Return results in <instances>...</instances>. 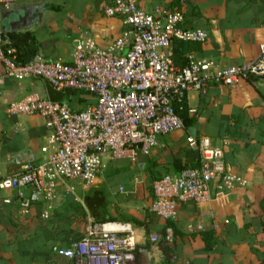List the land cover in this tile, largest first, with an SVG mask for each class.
Listing matches in <instances>:
<instances>
[{
    "label": "built area",
    "instance_id": "2783aa9c",
    "mask_svg": "<svg viewBox=\"0 0 264 264\" xmlns=\"http://www.w3.org/2000/svg\"><path fill=\"white\" fill-rule=\"evenodd\" d=\"M14 2L0 0V6L7 10ZM102 14L120 19L125 29L106 49L97 47L89 33H81L73 41L69 62L48 61L37 54L19 64L11 40L0 34L4 77L39 79L56 92H78L94 100L77 111L33 94L7 106L9 116L42 118L47 131L41 157L29 150L16 152L10 160L12 172L0 179V191L13 194L23 216L40 207V218L47 220L64 200L81 203L75 184L95 185L106 162L135 163L154 151L160 138L184 130L180 112L190 92L205 95L210 86L233 88L264 77V44L259 45L260 58L246 66L219 69L193 53L185 56L183 67L176 66L175 42L201 45L208 40L205 30L183 26L180 11L147 13L135 0H110ZM184 145L197 152V166L152 183L149 211L164 223L176 218L181 204H205L213 191L229 193L248 186L245 178L225 166L221 149L208 138L186 136ZM147 241L170 244L172 235L167 231L145 240L134 228L112 231L91 223L78 240L57 249L55 257L67 264H135V252Z\"/></svg>",
    "mask_w": 264,
    "mask_h": 264
},
{
    "label": "crops",
    "instance_id": "0c3cea01",
    "mask_svg": "<svg viewBox=\"0 0 264 264\" xmlns=\"http://www.w3.org/2000/svg\"><path fill=\"white\" fill-rule=\"evenodd\" d=\"M135 1L147 13L172 10V0ZM109 2L15 0L12 7L48 4L50 13L45 20L25 31L33 32L37 52L44 59L69 62L73 41L81 33H89L97 47L106 49L125 29L120 19L103 16V7ZM173 10L182 13L186 29L208 33V40L191 52L198 59L223 69L246 66L260 58L259 45L264 44V0H181L179 10ZM1 22L0 14V32ZM126 52L127 49L122 53ZM33 94L68 104L77 111L94 101L78 92H56L39 79L6 78L0 64V179L12 172L10 160L16 152L29 150L37 158L41 157L39 148L47 135L43 119L6 114L10 103ZM186 106L188 118L193 121L189 129L160 138L157 148L135 163H105L107 170L96 184H103L108 202L117 189L132 183V179L138 180V175L134 177L136 171L141 173L142 180L155 175L153 183L163 174L173 173L174 159L181 166H197L198 154L186 148V136L208 138L212 146L221 149L225 166L245 178L248 186L229 193L213 191L205 204H181L176 218L167 223L155 218L156 222H151L141 210H129L122 203L120 209L124 215L145 220L152 230L162 229L164 234L169 231L174 241L175 257L165 259L164 256V246L169 250L172 242L160 241L148 248L145 242L134 254L135 264H264V77L253 83L242 81L233 88L210 86L205 95L190 92ZM84 193L80 196L82 205ZM136 197L137 205L149 209L152 197L145 192ZM7 198L10 203L4 204ZM57 212L60 218L64 216L62 221L41 219L40 207L23 216L13 194L0 191V264H67L55 257V251L78 240L92 222L88 215L70 217L72 214L66 208ZM105 226L112 231L134 228L145 240L149 239L143 228L129 223H106ZM206 231L213 232L209 251L205 250L201 238V233Z\"/></svg>",
    "mask_w": 264,
    "mask_h": 264
},
{
    "label": "trees",
    "instance_id": "16d2710c",
    "mask_svg": "<svg viewBox=\"0 0 264 264\" xmlns=\"http://www.w3.org/2000/svg\"><path fill=\"white\" fill-rule=\"evenodd\" d=\"M180 2L181 0H172L171 2L172 10L173 9L179 10ZM0 34L3 36H7L11 40L12 46L16 49V58L19 64H24L30 61L35 55L38 54L36 41L34 40L33 32L21 31V32H14V33L7 34V35L4 34L3 32H0ZM198 49H199L198 44L188 43V42H176L173 48L174 64L178 67H183L186 63L185 56L188 53L197 51ZM253 81H254V78H250L248 82L252 83ZM187 110L188 108L185 102V104H183V110L180 112V117L183 120L185 129H189L193 122L192 120H190V118H188ZM172 165H173V174H177L184 168L189 167L186 165L181 166L178 160H173ZM179 166H181V168H179ZM108 175L110 176V174ZM163 175H167V174H163ZM82 203L83 205L71 199L64 200V202L59 206V208H57V210L61 208L69 209L70 213L72 214V216L70 217L77 216V217L84 218L88 215L92 224L102 225L106 223H115V222H127V223L131 222L133 223L132 225L137 228H144L143 224H140L138 220L132 217H128L120 213L118 210L114 211V216L109 214L108 208L110 204L106 198V193H105L104 186L102 183L91 186L84 193L83 198H82ZM57 210L47 220L57 218V221H60V220L62 221L64 219V216H63V219L60 218V214H58ZM201 238L205 245V250L209 251L210 245H211L210 243L213 239V232L211 231L203 232L201 233ZM147 243L148 241L146 242L145 248H147ZM164 250H166L164 254L165 259L166 258L171 259L175 257L176 255H175L174 241L172 242L171 249L168 250V248L164 246Z\"/></svg>",
    "mask_w": 264,
    "mask_h": 264
},
{
    "label": "rangeland",
    "instance_id": "374dc122",
    "mask_svg": "<svg viewBox=\"0 0 264 264\" xmlns=\"http://www.w3.org/2000/svg\"><path fill=\"white\" fill-rule=\"evenodd\" d=\"M176 160V159H174ZM173 162V160H172ZM110 168V167H109ZM179 168H181V166H179ZM104 170H107V167L104 168ZM112 170V169H111ZM138 175V183H135L133 181V179L131 180V182H129V184L127 185H123V192H120L119 189H117L115 195H113L110 203V208L109 211L111 212V215L114 216V211L115 210H120L119 212H121L122 214H126L123 210L120 209V205L122 203H126L127 204V208L129 210L132 211H136V210H141L144 213V216H146L147 218H149V220H153L155 221V217L150 213L149 209H147L146 207H144L143 205H137V195L142 194L143 192L148 194V197H152V181L156 178L155 175H148V178H144L142 180L141 178V173L139 172H135L134 177ZM75 189H76V194L77 196H81V194H83L84 192H86L89 187L86 188H82L81 186H79L78 184H75ZM81 198V197H80ZM143 206V207H142ZM127 216V215H126ZM155 218V219H154ZM140 224H143L144 226V230L146 233V237L150 238L151 235H163V230L159 229L157 231L152 230L150 227L146 226L145 220H139ZM152 222V221H151ZM150 222V223H151ZM122 223H127V222H122ZM149 223V224H150ZM129 224H133L131 222H129ZM141 227V226H140ZM148 240V239H147ZM150 246V242L147 243V248Z\"/></svg>",
    "mask_w": 264,
    "mask_h": 264
},
{
    "label": "water",
    "instance_id": "95a60500",
    "mask_svg": "<svg viewBox=\"0 0 264 264\" xmlns=\"http://www.w3.org/2000/svg\"><path fill=\"white\" fill-rule=\"evenodd\" d=\"M48 9L45 3L17 4L7 10L0 6L2 32L7 35L39 25L50 13Z\"/></svg>",
    "mask_w": 264,
    "mask_h": 264
}]
</instances>
